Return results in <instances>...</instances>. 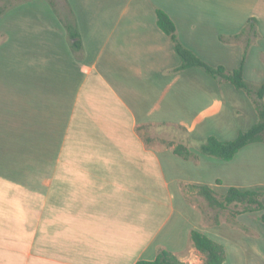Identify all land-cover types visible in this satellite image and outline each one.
Wrapping results in <instances>:
<instances>
[{
	"label": "crops",
	"instance_id": "1",
	"mask_svg": "<svg viewBox=\"0 0 264 264\" xmlns=\"http://www.w3.org/2000/svg\"><path fill=\"white\" fill-rule=\"evenodd\" d=\"M45 3L11 5L0 29V264H137L162 250L204 264L194 229L220 242L234 235L248 264H264V226L251 218L260 213L212 220L192 188L259 186L264 200L257 166L251 180L243 176L253 169L241 156L249 145L227 162L200 149L184 159L142 132L179 123L189 146L197 128L220 137L246 112L257 120L256 96L203 67L179 69L156 10L169 13L184 46L208 64L230 71L245 56V79L256 88L264 81V0H62L80 48Z\"/></svg>",
	"mask_w": 264,
	"mask_h": 264
},
{
	"label": "trees",
	"instance_id": "2",
	"mask_svg": "<svg viewBox=\"0 0 264 264\" xmlns=\"http://www.w3.org/2000/svg\"><path fill=\"white\" fill-rule=\"evenodd\" d=\"M51 1L55 10L65 22L70 38L74 40V47L80 48V33L73 11L70 8L61 9V7H59L54 0ZM5 2L7 3L0 5V15L5 13L7 9L17 1L5 0ZM156 13L158 25L169 35L175 45L176 51L182 59V64L179 69H185L193 66L203 67L210 75L224 78L233 83L236 88L243 89L249 94H256L254 101L258 110L259 121L249 129L240 131L234 139L223 140L215 135L209 136L208 139L201 145V152L206 155L218 157L225 161H230L245 146L252 143L264 142V81L255 88L252 87L245 79V56L243 63L239 67L230 71L222 65L216 67L212 66L202 60L192 50L184 46L178 37L176 24L166 10L157 8ZM251 21H256V19L250 20V23ZM170 145H174V152L184 159H191L194 156V152L191 148L183 142L170 143ZM192 188H195L197 192L214 208L225 209L232 204H242L243 208L241 210L234 211L233 215L242 212H257L260 213V219L264 222V201L262 199V192L259 190L231 186L228 188L227 192L220 197L209 185H193ZM191 237L195 246L201 252L206 254V261L204 264H224L226 260V250L223 244L197 229L192 230ZM137 264L187 263L180 260V258L173 252L162 250L156 259L140 260Z\"/></svg>",
	"mask_w": 264,
	"mask_h": 264
},
{
	"label": "rangeland",
	"instance_id": "3",
	"mask_svg": "<svg viewBox=\"0 0 264 264\" xmlns=\"http://www.w3.org/2000/svg\"><path fill=\"white\" fill-rule=\"evenodd\" d=\"M14 1H17V2L15 4H13V6H15L21 2H24V1H19V0H14ZM18 1H19V3H18ZM26 1H34L37 4H39V3L44 4V2H46L49 5H51V4L53 5L51 0H26ZM54 1L58 4L59 7H61V9H64L62 7V0H54ZM5 3H7V2H5V0H0V5H3ZM12 10L13 9L9 8L6 11L7 13H4L3 15L0 16V29H2L3 28L2 26L4 25V22L2 20H4V18H6L7 16H8V18H10L9 14H11L13 12ZM251 77H252L251 74H249L247 78L250 79ZM239 92H241L243 97L247 96V95H245L246 94L245 90H240ZM250 96L253 99L256 96V94L253 93V94H250ZM255 98H254V100H255ZM258 121H259V116H258L257 120H255L254 118L251 117V114L248 115V113L246 112L241 120L234 123L233 129L230 130L228 132V134H226V135L220 134L221 136L219 138L222 137L221 139H226V140L234 139L235 137H237V135L240 133V131L249 129L251 126H253ZM142 132H144L146 134V136H147L146 138L148 139V143L155 145V146L166 147V146H169L170 143H179V142H183V143L187 144L185 142L186 139L188 138L187 137L188 136L187 128L184 125L179 124V123L164 122L163 124L162 123H156V124L146 125V126H144ZM194 133L196 135L190 134L189 147L191 148L192 151H194V152L198 151L199 152L201 145L208 139V137L212 133H215V131H213V129H210L209 127H206V128H201V129L197 128L196 130H194ZM216 133H219V132H216ZM248 151H251V152L248 153ZM241 156H243V161L253 163V169L251 166H247L248 167L246 169L247 171L245 173L243 172V176H247L251 180L252 176H251L250 172H254V169H255L254 167L257 166V176L258 177H257L256 181H261L264 183V142L249 144L248 149L243 150V153ZM212 158L217 159V157H212ZM218 160H220L221 163L224 161L223 159H220V158H218ZM224 162H227V161H224ZM228 164H230L229 166H231V168L234 169V167H235L234 162L228 163ZM224 171L225 170H223V172ZM253 175H254V173H253ZM213 189L216 191L217 195L220 197L222 195H224L228 190V188L222 186L221 181H218L217 186ZM253 189L259 190L261 188L259 186H255ZM262 199H263V193H262ZM200 203H201L202 207L204 208V210H207L210 212L212 220L217 219V218H215V215L218 216L219 213L224 214V212L227 214V219L231 220V218L233 216H235V215H233V212L237 211V210H241L243 208L242 204H232L228 208H225V209L214 208L209 204V202L205 198L200 200ZM253 216L254 217H251L252 218V224L255 226H257V224H259L260 228H261V226L263 227L264 223L260 219V217H259L260 215L258 214V217H256V215H253ZM244 236H245V238L243 237V239H250L251 237H255L254 234L251 236H248V235L247 236L244 235ZM238 240H239L238 237H235L234 235L231 236L230 241H228V242H225V241L220 242L219 240H216V241L220 242L221 244H223L225 247V250H226V260H225L226 262L225 263L226 264H248L249 256H247L245 254L243 249L240 250L237 248L238 246H236V243L238 242ZM259 241L261 243V247L264 250V247H263L264 246V236ZM202 258L205 259L206 256L204 257V255H203Z\"/></svg>",
	"mask_w": 264,
	"mask_h": 264
}]
</instances>
